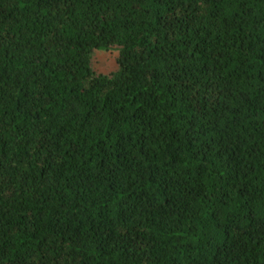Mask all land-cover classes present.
I'll list each match as a JSON object with an SVG mask.
<instances>
[{"label":"trees","instance_id":"obj_1","mask_svg":"<svg viewBox=\"0 0 264 264\" xmlns=\"http://www.w3.org/2000/svg\"><path fill=\"white\" fill-rule=\"evenodd\" d=\"M0 264H264V0H0Z\"/></svg>","mask_w":264,"mask_h":264},{"label":"rangeland","instance_id":"obj_2","mask_svg":"<svg viewBox=\"0 0 264 264\" xmlns=\"http://www.w3.org/2000/svg\"><path fill=\"white\" fill-rule=\"evenodd\" d=\"M117 48L96 49L92 54V64L97 72L105 73L116 67Z\"/></svg>","mask_w":264,"mask_h":264}]
</instances>
